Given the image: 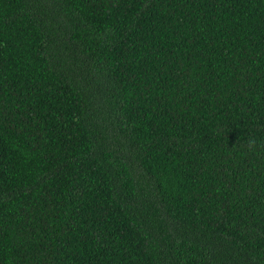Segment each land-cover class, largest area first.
I'll return each mask as SVG.
<instances>
[{"label": "trees", "instance_id": "16d2710c", "mask_svg": "<svg viewBox=\"0 0 264 264\" xmlns=\"http://www.w3.org/2000/svg\"><path fill=\"white\" fill-rule=\"evenodd\" d=\"M0 264H264V0H0Z\"/></svg>", "mask_w": 264, "mask_h": 264}, {"label": "clouds", "instance_id": "9594fccd", "mask_svg": "<svg viewBox=\"0 0 264 264\" xmlns=\"http://www.w3.org/2000/svg\"><path fill=\"white\" fill-rule=\"evenodd\" d=\"M254 143V142H253Z\"/></svg>", "mask_w": 264, "mask_h": 264}]
</instances>
